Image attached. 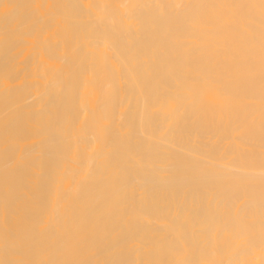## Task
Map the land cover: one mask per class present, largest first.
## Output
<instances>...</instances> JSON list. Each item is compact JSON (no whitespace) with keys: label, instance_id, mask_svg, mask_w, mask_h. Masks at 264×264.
Here are the masks:
<instances>
[{"label":"bare ground","instance_id":"1","mask_svg":"<svg viewBox=\"0 0 264 264\" xmlns=\"http://www.w3.org/2000/svg\"><path fill=\"white\" fill-rule=\"evenodd\" d=\"M262 65L260 0H0V262L264 264Z\"/></svg>","mask_w":264,"mask_h":264},{"label":"snow or ice","instance_id":"2","mask_svg":"<svg viewBox=\"0 0 264 264\" xmlns=\"http://www.w3.org/2000/svg\"><path fill=\"white\" fill-rule=\"evenodd\" d=\"M184 5L182 3H176L174 7L181 8ZM260 6L262 13H264V0H260ZM262 81H264V65H262L261 72ZM197 91V101L202 106L211 107L214 103L218 101L224 95V91L217 84V82L211 78L200 81L196 85ZM262 128H264V95H262ZM261 248L262 252H264V206L261 209ZM0 264H23V262L17 261H4L0 262Z\"/></svg>","mask_w":264,"mask_h":264}]
</instances>
